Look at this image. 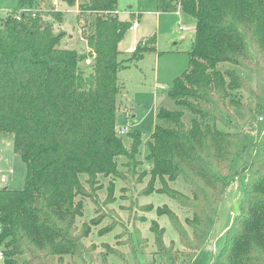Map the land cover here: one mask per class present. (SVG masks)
I'll return each instance as SVG.
<instances>
[{"label": "trees", "instance_id": "1", "mask_svg": "<svg viewBox=\"0 0 264 264\" xmlns=\"http://www.w3.org/2000/svg\"><path fill=\"white\" fill-rule=\"evenodd\" d=\"M58 1L76 9L85 51L59 47L65 35L54 34L52 23H60L62 13L43 10L37 0H18L0 19V133L13 137V151L26 170L21 190L0 188L2 264H64L65 257L73 260L69 264H88L94 248L84 241L91 225L103 222L99 236L119 226L129 254L136 245L144 253L147 241L136 222L146 219L131 209L146 213L153 206L134 201L128 231L109 205L115 202L116 179L133 185L147 176L137 196L165 195L186 213L182 223L166 205L155 209L168 218L181 246L166 245L164 230L152 220L158 264H192L207 247L220 203L240 175L245 186L238 213L222 248L208 253L207 264H264V129L246 130L230 112L253 108L264 120V0H157L159 11H181L195 27L188 67L168 87L167 105L156 110L145 157L149 168L141 172V132L128 134V149L116 132L117 74L155 51V36L122 58L118 45L133 17L120 19L118 0ZM224 63L253 74L254 86L243 74L219 70ZM119 158L125 159L124 171ZM234 158L241 160L235 174ZM109 177L100 200V178ZM176 182L186 192L170 185ZM85 200L96 216L78 228Z\"/></svg>", "mask_w": 264, "mask_h": 264}, {"label": "rangeland", "instance_id": "2", "mask_svg": "<svg viewBox=\"0 0 264 264\" xmlns=\"http://www.w3.org/2000/svg\"><path fill=\"white\" fill-rule=\"evenodd\" d=\"M43 10L60 11L62 21L52 23L54 34L64 33V38L60 42L61 49L73 50L77 52L85 51V41L81 26L83 24L77 21L76 9L69 7L58 1L37 0ZM18 0H0V19L4 18L9 11L16 9ZM118 12L120 19H128L132 13L133 28L129 30L118 45V50L122 53V58L127 57V52L132 50L137 42L155 36V51L145 54L142 61L129 69H122L118 72V84L121 87V93L118 97L116 108V132L122 138L124 146L128 149L130 140L128 134L139 130L142 134L141 145L137 160L141 162L138 168L139 172L149 168L145 157L148 154L147 143L151 141V135L154 130L156 110L167 105L164 102L166 91L172 82L179 77L188 67V53L191 50L195 21L183 12H161L157 7V0H118ZM139 17V19H137ZM137 19V21L135 20ZM187 30H179V27ZM87 30V28H86ZM218 69L234 70L243 74L250 85L254 86L255 76L251 73L241 70L235 66L224 63L218 65ZM242 102L246 101V95L237 93ZM164 103V104H162ZM231 114L237 119L238 124L246 130L260 132L264 129V122L258 120L254 109L251 111H242L230 108ZM122 128H128L124 134L120 131ZM220 131H225L220 124L217 125ZM118 168L123 169L124 158L117 160ZM241 167V160L234 158L233 171L235 174ZM25 165L20 157L13 151V137L9 134L0 133V177L5 178V183L0 184V188L9 190H21L25 183ZM85 178L81 176L82 183ZM109 178H100L102 189L97 192L100 200L106 197V189ZM149 180L145 177L140 184L128 185L126 182L115 180V202L109 207L117 213L128 231H132V223L128 220L130 205L135 201L139 206L152 205L153 210L146 213L139 212L138 208L132 207L138 216H144V222H136L137 228L141 232L143 239L147 241V249L144 253L140 252L136 245L135 253L129 254L128 247L123 243L125 235L121 227L114 228L111 232L99 236L98 230L107 222L101 223L97 227L91 225V233L84 241L86 246L94 248L92 253V262L88 264H158V258L154 255L155 246L153 234L150 231V223L156 221L160 228L164 230L163 240L166 245L174 243L175 248L181 249L177 235L169 224L168 218L157 216L155 209L166 205L171 209L183 223L186 213L178 205L167 198L165 195L151 194L139 197L137 193L144 189ZM173 188L186 192L184 187L176 182L170 184ZM245 186V180L242 175L236 176L228 187L219 208V218L214 227L212 236L207 247L192 262V264H207L208 253L219 251L225 240V233L231 224L233 218L237 215L239 202ZM156 188L160 187L157 182ZM133 194V195H131ZM93 205L85 200L83 214L77 218L78 228L83 223L88 224L95 217ZM135 241V240H134ZM125 261V263L123 262ZM64 264L73 262L69 257L64 258ZM74 264H84L76 261Z\"/></svg>", "mask_w": 264, "mask_h": 264}, {"label": "built area", "instance_id": "3", "mask_svg": "<svg viewBox=\"0 0 264 264\" xmlns=\"http://www.w3.org/2000/svg\"><path fill=\"white\" fill-rule=\"evenodd\" d=\"M57 2H58V0H53V3L56 4ZM15 19H16V20H20V15H16ZM179 30L186 31L187 29L184 28V27H181V26H180V27H179ZM258 120L264 122V120L261 119V118H259ZM127 129H128V128H122L121 131H120V133H121V134H124V132H125ZM3 183H5V178H4V177H0V184H3ZM0 231H1V224H0ZM3 261H4V256H3L2 251L0 250V264H2Z\"/></svg>", "mask_w": 264, "mask_h": 264}, {"label": "crops", "instance_id": "4", "mask_svg": "<svg viewBox=\"0 0 264 264\" xmlns=\"http://www.w3.org/2000/svg\"><path fill=\"white\" fill-rule=\"evenodd\" d=\"M133 26H134V25H133ZM132 28H133V27H132ZM132 28H131V29H132ZM131 29H130V30H131ZM137 43H138V42H137ZM134 48H135V47H134ZM134 48H133L132 50L128 51L127 53H131V52L134 50ZM143 58H144V57H143ZM142 60H143V59H142ZM142 60H140V61H142ZM140 61H139V62H140ZM139 62H138V63H139ZM134 66H135V65H134ZM130 68H131V67H130ZM128 69H129V68H128Z\"/></svg>", "mask_w": 264, "mask_h": 264}, {"label": "water", "instance_id": "5", "mask_svg": "<svg viewBox=\"0 0 264 264\" xmlns=\"http://www.w3.org/2000/svg\"><path fill=\"white\" fill-rule=\"evenodd\" d=\"M6 189V188H5Z\"/></svg>", "mask_w": 264, "mask_h": 264}]
</instances>
